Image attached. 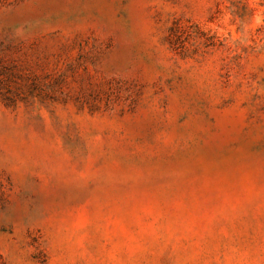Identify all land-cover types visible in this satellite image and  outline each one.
<instances>
[{
  "label": "rangeland",
  "instance_id": "rangeland-1",
  "mask_svg": "<svg viewBox=\"0 0 264 264\" xmlns=\"http://www.w3.org/2000/svg\"><path fill=\"white\" fill-rule=\"evenodd\" d=\"M0 264H264V0H0Z\"/></svg>",
  "mask_w": 264,
  "mask_h": 264
}]
</instances>
